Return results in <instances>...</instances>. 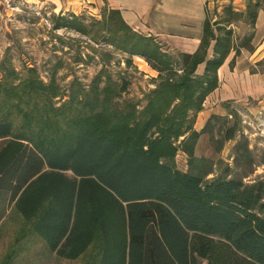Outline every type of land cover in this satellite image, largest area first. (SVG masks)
<instances>
[{
	"label": "trees",
	"instance_id": "trees-1",
	"mask_svg": "<svg viewBox=\"0 0 264 264\" xmlns=\"http://www.w3.org/2000/svg\"><path fill=\"white\" fill-rule=\"evenodd\" d=\"M106 10L102 22L117 15L128 29L118 10ZM260 10L258 0H248L241 12L226 5L216 19L206 9L197 48L179 52V60L132 34L141 43L131 45L134 54L160 80L155 102L121 120L89 110L54 131L19 129L0 117V195L46 252L84 257L82 264H264V177L244 183L225 170L206 179L211 168L203 171L193 157L204 128L195 131L190 116L217 87L228 54L234 51L233 66L240 48L254 50L253 34L238 38L231 24L253 26ZM179 151L194 171L174 166ZM9 263L8 256L1 264Z\"/></svg>",
	"mask_w": 264,
	"mask_h": 264
},
{
	"label": "rangeland",
	"instance_id": "rangeland-1",
	"mask_svg": "<svg viewBox=\"0 0 264 264\" xmlns=\"http://www.w3.org/2000/svg\"><path fill=\"white\" fill-rule=\"evenodd\" d=\"M102 1L103 5L95 7L87 0H0L1 118L9 119L19 129L56 131L89 110H102L121 120L133 110L141 111L149 100L155 102L158 72L144 56L134 54L131 45L141 43L132 34L151 38L175 60L183 51L145 29L130 26L119 10L128 29L118 23L117 15L102 22L103 13L108 15L103 9H110L107 0ZM247 1L205 0V5L216 19L224 6L241 12ZM258 1L264 6V0ZM258 14L261 17L257 16L253 26L240 20L231 24L238 38L253 34L250 44L254 48L264 41V10ZM246 51L240 48L233 66L230 62L234 51L228 54L221 79L219 70L223 63L217 69L218 88L222 83L231 91H237L239 85L246 87V80L240 79L245 70L264 74V50L257 61L239 63ZM128 58L130 62L125 61ZM235 68L238 74L233 76ZM201 71L199 66L196 72ZM217 87L205 97L201 110L190 115L195 131L204 128L195 143L193 157L203 171L211 168L206 179L228 170L229 176L252 183L264 177V104L261 98L245 94L235 97L232 93L221 100V95L216 96ZM160 102L167 99L162 97ZM213 114L217 117L211 119ZM229 128L236 129L232 139L225 138ZM239 146L245 150H239ZM243 153L246 159L242 158ZM190 161L179 151L173 164L191 172L194 169ZM8 256L9 264H82L84 258L66 260L46 252L28 222L14 211L6 195H0V264Z\"/></svg>",
	"mask_w": 264,
	"mask_h": 264
},
{
	"label": "crops",
	"instance_id": "crops-1",
	"mask_svg": "<svg viewBox=\"0 0 264 264\" xmlns=\"http://www.w3.org/2000/svg\"><path fill=\"white\" fill-rule=\"evenodd\" d=\"M95 7L103 5L102 0H87ZM72 3V2H71ZM205 0H107L110 8L120 11L123 19L132 27H140L159 37L169 46L180 51L192 53L197 48L206 17ZM79 5V4H78ZM76 7V5H75ZM261 15L258 14L260 19ZM264 50L263 43H258L252 52L243 53L239 63L247 60L255 62L260 59ZM238 65V63H237ZM227 62L221 65L219 79L223 76ZM233 76L238 74L237 69ZM241 80L247 82V86L239 85L238 90H233L221 84L216 91V96L221 95V100L235 94V97L245 94L251 98L259 99L264 104V74H250L247 70L240 73ZM234 78V77H233Z\"/></svg>",
	"mask_w": 264,
	"mask_h": 264
}]
</instances>
